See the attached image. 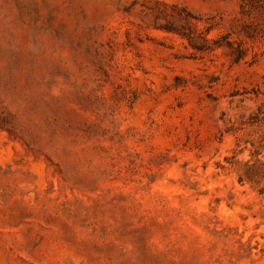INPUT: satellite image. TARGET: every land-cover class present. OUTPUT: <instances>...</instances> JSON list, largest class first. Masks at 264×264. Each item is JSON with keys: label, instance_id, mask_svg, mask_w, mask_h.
I'll list each match as a JSON object with an SVG mask.
<instances>
[{"label": "rangeland", "instance_id": "1", "mask_svg": "<svg viewBox=\"0 0 264 264\" xmlns=\"http://www.w3.org/2000/svg\"><path fill=\"white\" fill-rule=\"evenodd\" d=\"M160 2L0 0V264H264V56Z\"/></svg>", "mask_w": 264, "mask_h": 264}, {"label": "clouds", "instance_id": "2", "mask_svg": "<svg viewBox=\"0 0 264 264\" xmlns=\"http://www.w3.org/2000/svg\"><path fill=\"white\" fill-rule=\"evenodd\" d=\"M123 3L131 5L128 10L133 16L142 15V0ZM160 7L166 11L156 25L174 20L178 27L187 23L192 29L190 35H183L181 43L193 57L203 52L205 58L219 64L226 59L243 63L249 56H264V25L257 33L251 31L258 19L264 18V0H161ZM204 44L206 50L200 47ZM233 50L239 55H233Z\"/></svg>", "mask_w": 264, "mask_h": 264}]
</instances>
